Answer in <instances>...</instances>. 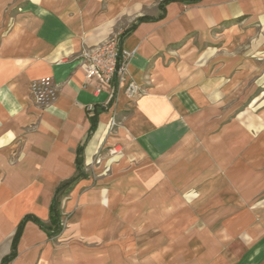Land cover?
Returning a JSON list of instances; mask_svg holds the SVG:
<instances>
[{"label": "crops", "instance_id": "obj_1", "mask_svg": "<svg viewBox=\"0 0 264 264\" xmlns=\"http://www.w3.org/2000/svg\"><path fill=\"white\" fill-rule=\"evenodd\" d=\"M164 1L0 0V264L22 222L8 264H172L190 229L178 234L163 194L218 208L194 235L252 233L230 264H264V0ZM122 33L127 80L142 89L132 100L96 91L80 63ZM40 79L57 84L45 107L29 94ZM78 147L85 176L60 198L50 237L24 219L52 228ZM208 193L216 205L196 201Z\"/></svg>", "mask_w": 264, "mask_h": 264}, {"label": "built area", "instance_id": "obj_2", "mask_svg": "<svg viewBox=\"0 0 264 264\" xmlns=\"http://www.w3.org/2000/svg\"><path fill=\"white\" fill-rule=\"evenodd\" d=\"M119 37L120 34H115L96 47L83 49L80 63L85 80L97 82L96 91L118 92L123 87L124 96L132 100L142 93V89L127 80V63L132 54L120 48ZM29 94L37 105L48 106L57 98V84L52 79L34 80L30 83Z\"/></svg>", "mask_w": 264, "mask_h": 264}, {"label": "rangeland", "instance_id": "obj_3", "mask_svg": "<svg viewBox=\"0 0 264 264\" xmlns=\"http://www.w3.org/2000/svg\"><path fill=\"white\" fill-rule=\"evenodd\" d=\"M120 151V149H118ZM110 156V155H109ZM99 161V160H98ZM96 161V162H98ZM88 174V173H87ZM217 188V187H215ZM164 196H165V201L172 200L177 202V208L175 211H173L172 215L175 219H178L176 223H178V234H184L185 228L184 223H186L187 230L190 229V240L185 241V240H180L178 241L177 247H176V257L174 258L172 264H230L233 256L241 250L244 246L247 245L249 242V238L251 237V234H245L243 236V239L240 241H221L223 239V235H217L214 233V235L209 234L208 231L205 230L202 231L200 237L199 235H194L197 233V228L201 227L202 225H197L199 224L200 218L203 216L205 217H214L216 215L220 214L219 209H210V210H191L190 207H187L184 203L185 201V196L183 195H178L177 198L173 199V197L170 196L168 199V195H162L163 201H164ZM218 195L213 196V194H207L205 196H199L196 199H202V202H206L205 204L207 205H216L217 204V199ZM171 201V202H172ZM199 211V215H196ZM170 212V211H169ZM172 212V211H171ZM199 216V217H198ZM161 217H169L168 216V210H162L161 211ZM62 218V217H61ZM163 218V219H165ZM199 219V220H197ZM194 223V225H190V223ZM168 224V223H167ZM166 224V225H167ZM203 229V227H201ZM209 230L211 229L212 231H216L218 229V226L215 225H210ZM201 229V230H202ZM262 227H259L257 230H261ZM195 238H192V237ZM220 239V240H219Z\"/></svg>", "mask_w": 264, "mask_h": 264}, {"label": "trees", "instance_id": "obj_4", "mask_svg": "<svg viewBox=\"0 0 264 264\" xmlns=\"http://www.w3.org/2000/svg\"><path fill=\"white\" fill-rule=\"evenodd\" d=\"M197 1L198 0H191L190 2L194 3ZM166 2H168V0L164 1L163 4H165ZM160 7H162V4L160 5ZM142 20L143 19H140L139 21H142ZM123 37H124V33L120 34V37H119L120 48H121V43H122ZM98 112H95L93 114V116L90 118V123H91L90 132H92L95 128V122L94 121H95V117L97 116ZM82 152H83V147H78L77 156H76V167H77V171H78L77 176L72 178L71 180H69L67 182L62 183L56 189V192L54 194V198H53L52 204L50 206V222H51L52 228L43 226L42 224L39 223L38 220L31 218V217H27L26 219H24V221L32 220L34 223L38 224L40 227H42L46 231V233L50 237L57 236L62 229V227H61V220H62L61 217L62 216H61V212H60V208H59L60 198L62 196H64L65 194H67V192L70 190L71 186L75 182H77V180H79L85 176V174L83 173V170H82V166H83ZM22 223L20 224V226L18 227V229L15 233L13 243H12V252L4 260L3 264H8V262H10L15 256V244H16L19 236H20Z\"/></svg>", "mask_w": 264, "mask_h": 264}]
</instances>
